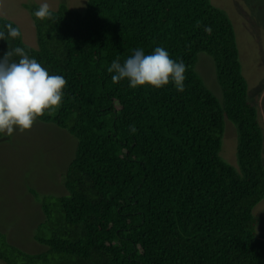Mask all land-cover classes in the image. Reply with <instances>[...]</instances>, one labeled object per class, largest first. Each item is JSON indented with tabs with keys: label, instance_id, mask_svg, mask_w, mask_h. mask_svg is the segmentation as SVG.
<instances>
[{
	"label": "trees",
	"instance_id": "trees-1",
	"mask_svg": "<svg viewBox=\"0 0 264 264\" xmlns=\"http://www.w3.org/2000/svg\"><path fill=\"white\" fill-rule=\"evenodd\" d=\"M39 6L26 5L36 45L5 36L0 57L22 47L66 79L61 104L38 119L67 129L76 150L65 193L30 189L43 214L32 236L45 249L24 250L0 230V261L264 264L252 213L264 198V131L227 13L210 0H87L83 11L61 1L37 19ZM6 24L19 27L0 16ZM157 46L186 65L182 92L113 82L114 59ZM199 52L213 58L221 99L196 70ZM225 118L236 126L237 166L219 155Z\"/></svg>",
	"mask_w": 264,
	"mask_h": 264
},
{
	"label": "rangeland",
	"instance_id": "rangeland-1",
	"mask_svg": "<svg viewBox=\"0 0 264 264\" xmlns=\"http://www.w3.org/2000/svg\"><path fill=\"white\" fill-rule=\"evenodd\" d=\"M83 11L87 0H48L51 9L60 2ZM230 17L237 41L242 73L248 85V99L256 106L264 131V0H210ZM43 0H0V16L14 21L26 44L36 45L35 28L26 5ZM196 70L219 99L221 87L213 58L199 52ZM235 124L224 120L219 151L226 162L237 166ZM77 139L55 123L36 119L26 131L0 137V230L9 242L30 252L45 249L33 238V229L43 219L38 199L31 193L60 195L66 192L63 174L74 157ZM264 157V152H263ZM256 232L264 238V198L253 208ZM0 264H4L0 261Z\"/></svg>",
	"mask_w": 264,
	"mask_h": 264
},
{
	"label": "clouds",
	"instance_id": "clouds-1",
	"mask_svg": "<svg viewBox=\"0 0 264 264\" xmlns=\"http://www.w3.org/2000/svg\"><path fill=\"white\" fill-rule=\"evenodd\" d=\"M33 14L37 19H51L53 11L48 0H43ZM4 28L7 31L0 30V40L21 35L19 27L6 24ZM205 31L210 32V26H205ZM14 56L18 59H13ZM107 71L112 73L113 82L127 79L133 88H160L171 83L182 92L185 87L186 65L182 60L171 58L161 46L150 54L136 48L123 63L119 58L114 59ZM66 84L62 75L50 74L24 48L17 46L5 52L0 57V134L29 130L46 110L61 104ZM130 130L135 132V127Z\"/></svg>",
	"mask_w": 264,
	"mask_h": 264
}]
</instances>
